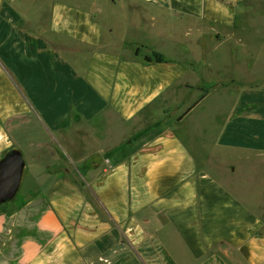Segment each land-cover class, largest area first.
<instances>
[{"label":"crops","instance_id":"obj_1","mask_svg":"<svg viewBox=\"0 0 264 264\" xmlns=\"http://www.w3.org/2000/svg\"><path fill=\"white\" fill-rule=\"evenodd\" d=\"M249 1L0 0V159L23 161L0 264H264ZM211 98L225 116L194 134Z\"/></svg>","mask_w":264,"mask_h":264},{"label":"rangeland","instance_id":"obj_2","mask_svg":"<svg viewBox=\"0 0 264 264\" xmlns=\"http://www.w3.org/2000/svg\"><path fill=\"white\" fill-rule=\"evenodd\" d=\"M242 9H244L246 11H249V12H252V15L249 18H246L244 20V23H239V26L240 27H246L250 31L252 29L253 33L250 32L248 37L249 36L256 37L257 36V34L255 33L256 30L264 31V18L257 19V18H255V16H254L255 14L254 13L259 12V11L260 12H264V0L261 1V2L249 1V2H247V3H245L243 5ZM231 51H232V49L227 50L226 56H227V60L230 63L234 64L235 60H234V57L232 56L233 54L231 53ZM247 53H249V52H247ZM217 67H220V66H217ZM237 69L235 68V70H237ZM235 70H234V68H231L230 72H233ZM255 70L257 72L256 75L264 79V66H259V67L255 68ZM239 72H240V70H238L237 72H233V75H237L238 76ZM247 76L252 78L251 75H247ZM179 97H182V94H179ZM214 99L215 98H211L209 104L205 103L204 105H202V107H204V108L201 109L199 112L197 111V115L195 116L194 120L192 121V123H193L192 124L193 125V131L192 132L194 134H197L198 132H199V134L201 132L203 133V131L205 130L204 129V123L208 124L207 127L211 126V128L215 129L216 126L224 118L226 106L224 105V103H223V105H221V100H219V99L214 100ZM213 129H210V131L208 130V133H210V135H212V133L214 131ZM55 148L60 150V147H58V146H56ZM88 196L91 199H93L91 194H88Z\"/></svg>","mask_w":264,"mask_h":264},{"label":"water","instance_id":"obj_3","mask_svg":"<svg viewBox=\"0 0 264 264\" xmlns=\"http://www.w3.org/2000/svg\"><path fill=\"white\" fill-rule=\"evenodd\" d=\"M10 161L0 167V194L2 195L1 200H6L11 197L18 185L21 169L23 166V161L19 152L12 151L10 153L5 154L1 161Z\"/></svg>","mask_w":264,"mask_h":264},{"label":"trees","instance_id":"obj_4","mask_svg":"<svg viewBox=\"0 0 264 264\" xmlns=\"http://www.w3.org/2000/svg\"><path fill=\"white\" fill-rule=\"evenodd\" d=\"M136 52H138V50H136ZM144 59H145L146 61H152V60H155V61H157V62H163V61H165L163 55H161V54H159V53H156V52H153L152 55H145V56H144ZM12 151H15V150L8 151V152H6L5 154L10 153V152H12ZM15 152H16V151H15ZM5 154H4V156H5ZM4 156H3V157H4ZM3 157H2L0 160H2Z\"/></svg>","mask_w":264,"mask_h":264},{"label":"flooded vegetation","instance_id":"obj_5","mask_svg":"<svg viewBox=\"0 0 264 264\" xmlns=\"http://www.w3.org/2000/svg\"><path fill=\"white\" fill-rule=\"evenodd\" d=\"M9 161H10V159H9V160H6V161H4V162L0 160V167H3L4 165L6 166L5 163H6V162L8 163ZM1 198H2V195L0 194V199H1Z\"/></svg>","mask_w":264,"mask_h":264}]
</instances>
